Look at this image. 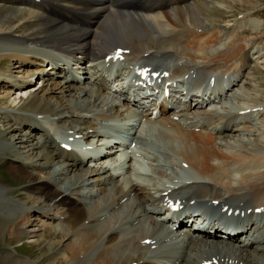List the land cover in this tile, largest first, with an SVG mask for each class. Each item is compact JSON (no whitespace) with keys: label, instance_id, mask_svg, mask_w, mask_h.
Listing matches in <instances>:
<instances>
[{"label":"bare ground","instance_id":"bare-ground-1","mask_svg":"<svg viewBox=\"0 0 264 264\" xmlns=\"http://www.w3.org/2000/svg\"><path fill=\"white\" fill-rule=\"evenodd\" d=\"M128 1L131 0H38L36 2L34 0H0L10 4V7L13 6L7 10L17 12L11 16L17 20L11 19L8 25L0 22V90L2 89L4 93L0 97V102L3 107L12 105L14 108L30 112L28 114L6 110L0 112L6 111V117L2 118L0 115L2 126L0 141L5 140L0 150H6L10 165L14 164L19 168V173L24 175L18 179L27 182L26 189L30 190L28 192L30 199L23 198L17 189L7 190L4 187L8 182L4 185L0 184V189H4L6 194L23 198L29 206L15 214L13 218L6 214L7 220L1 221L0 226L7 224L10 227L9 242L20 240L22 236L40 238L45 234L49 236L54 233L55 237H58L51 229L55 226L64 237L63 241H69L65 246L64 243L62 244L60 252L64 254H60L66 256L68 260L75 258L76 264H83L85 260H88V264H131L133 261H136V264H160L162 260L166 264L168 262L197 264L211 255H217L221 264H264V234L262 235L264 223L259 225L263 229L262 233H256L255 229L251 230L252 227H256V224L251 221L246 230L241 228L236 229L235 233L228 232V240H225L219 237L223 236L220 232L226 233V230L221 231L224 225L210 220L200 230V237H191L196 244V250L187 253L183 248L178 254L166 255V258H146L145 252L149 251L148 245L139 241L145 235H158L156 230L144 229L138 224L128 227L125 223L138 215L143 216L139 224L146 219H150L153 225L158 223L154 216L159 215L158 211L163 206L159 203L157 193L159 190L166 189V184L161 179L162 176L167 175V166L164 164L166 162L170 163L174 172L175 166H181V162H187L188 168L184 170L194 172L195 180L207 178L212 181L210 185L199 182L200 184L191 183L182 186L181 190L186 191L189 197L201 200L226 195L232 199L241 194L247 195L248 201H252L254 206L264 205V176L261 171L264 170V145L260 143L259 135L251 139L250 133L246 134L243 131L244 129L250 131L255 126L245 118L249 113L236 116L241 108L264 101L260 100L261 89L246 85L240 75L249 60L262 56L263 46H256L257 49L252 52L254 57L247 53L249 48L247 50L245 45L240 50L231 52L232 55L240 52L241 62L238 64L235 60L233 68H227L228 65H226L222 73L229 70L236 71V74L230 77L217 95H215L216 92L208 95L209 99L211 96L212 99L217 97L221 106L228 110L234 109V112L222 117L225 114H218L214 110L206 108L196 110L199 112L200 121H197L195 125L202 126L198 130L187 128L169 117L162 118L161 127L158 126L159 134L172 151L169 154L162 152L163 162L159 164L156 163V156H152V159H155L152 171L156 175H150L149 178L158 177L152 184L134 183L131 181L134 179L129 177L130 174L126 177L122 176L123 178L119 180L118 171L113 173L104 164L105 160L109 163L112 161L102 155H98L100 159L98 164L83 167L86 163L84 157L96 150L85 149L78 152L65 150L52 139L51 134L46 142L48 135L38 133L39 130L50 129L54 119L41 120L34 116L35 113H49L47 115L62 113L57 121H64L67 117L63 114L68 111L71 117L74 116L71 120H74L85 114L75 112L76 115H74L69 109L81 103L90 106L88 96L98 92L94 91L92 86L89 87L92 91L86 92L85 85L73 91L75 85L69 78L68 70L53 60L45 62L46 59L53 58L47 56L52 55L53 52L49 48L53 45L72 53L74 58L69 57L74 61L67 63L75 64L78 69L83 70L84 74L94 68L96 74L100 70L92 57L89 60L88 56L84 55L101 54L112 44L131 47V44L135 42L137 50L132 53L134 57L142 52H150L152 46L158 47V51L172 48L192 59L207 57L208 50L213 57H217L220 53L214 52L213 48L219 42L221 43L222 37L220 32L216 31L217 29L208 33V27L215 26L219 19L228 17L227 12L222 8L225 9L228 5L235 6L237 2L245 3L247 0H146L150 12L137 13V15L130 14L128 10H117L112 7V5L119 6ZM250 2L247 1V3ZM247 20L249 17L243 16L237 26ZM74 22L84 23L92 28L82 31L81 27ZM20 28L23 32L16 34ZM88 31L89 36L86 35ZM253 41L255 39L252 38L251 43ZM253 43L250 47L254 46ZM14 44L18 47H13ZM84 61H87V65L82 64ZM2 62L10 63L5 67L1 64ZM46 63L51 65L49 69H46L47 66L44 67ZM192 67L193 65H189L188 68V64L183 63L174 66L173 69L167 68L173 73H179ZM157 68L159 67H155ZM19 71H22L20 76L14 75ZM42 72L49 75V78ZM206 73L208 76L212 75V73ZM53 75L57 78L53 79ZM93 75H84V78L90 79ZM73 80H75L74 75ZM35 81L38 82V86ZM26 89H28L27 94L20 96L18 101L12 97V93H24ZM72 91L73 94L69 95ZM64 92V100L59 99L63 97ZM100 96L102 93L98 98ZM198 102L196 101L192 106L195 107ZM161 109H165L164 104ZM102 116L106 114L100 113L93 117L94 119L85 118L83 123L85 126H92L95 123L92 120ZM113 116L114 114L108 118ZM100 126L106 131L110 125L100 122ZM82 128L84 126H80L77 131ZM35 133L37 136H34ZM53 133L60 137L56 129ZM86 133L89 132L86 131ZM261 136H264V133ZM218 137L220 140H217ZM175 141L176 145H174ZM98 153L99 151L95 152V154ZM87 160L91 161L92 157H88ZM56 162L59 164L55 165ZM238 177L247 182V189L240 192L234 188L241 185L235 182ZM66 178H68V184L64 183ZM118 180L122 181L120 186H117ZM110 182L111 187H109ZM215 186H222V189ZM151 190H153L152 193ZM31 191H37L36 195L39 193V196L35 197V193ZM129 191H134L133 197H130L126 204L119 202L120 197ZM148 203H153L154 206H146ZM115 204H118L117 208H114ZM219 205L220 203L210 204L211 207ZM53 207L61 212L53 211ZM107 209L112 210L107 214L102 212ZM225 212L226 210L221 214ZM33 213L44 217L43 223L47 225L44 229L39 231L33 228V222L36 220V218L32 219L34 216L31 217ZM23 217H26V221L31 224L21 222ZM159 224L164 225L163 222ZM209 225L213 228L211 232L207 229ZM206 236L211 237L215 243L207 244ZM92 248L94 251L90 253ZM7 252L0 250V264H30L26 261L22 262L23 259L20 260ZM79 254L83 256L77 257ZM57 259L60 260L59 257H55L52 260L53 263ZM229 259L232 260L231 263H228Z\"/></svg>","mask_w":264,"mask_h":264},{"label":"rangeland","instance_id":"rangeland-1","mask_svg":"<svg viewBox=\"0 0 264 264\" xmlns=\"http://www.w3.org/2000/svg\"><path fill=\"white\" fill-rule=\"evenodd\" d=\"M247 1H251L252 4H251V2L250 3H247ZM247 1L245 3H239V2H237V4H235V6L232 5L233 7H230L232 11L230 10V8H225V9L222 8L223 11H226V9H228L227 16L229 17L231 15V17H229V19H228V17H226L225 19H219L218 22H221V24L224 25V26H221V27H226L225 24H231V26H234V24H236L238 21H240L242 19V16L243 15H246V16L248 15L250 18H254V19H255L254 16L264 17V0H247ZM11 8L12 7H10V5H7V4H5L3 2H0V20H1L0 22L1 23L5 24V25H8V23H10V20L11 19L12 20H17V19H13L11 17L12 15L17 14V12H14V11H11V10H7V9H11ZM256 9L259 10L260 12H254V10H256ZM250 13H252V14H250ZM232 15L234 17H232ZM166 17H168V15ZM224 20H226V21H224ZM248 21L249 20H247V22H244L243 23L246 26L242 25L243 27H246V29L248 27H251L252 26V24L249 23ZM215 28H217L216 31L220 32V30H219V28L217 26L214 27L213 29H215ZM208 29H209V27H208ZM240 29L241 28L234 29V28L228 27V26L226 27V29H221V32L223 34V40H222L223 43L222 44L224 46H228V47L224 48V50H230V49L236 48L237 45H241V44H244V43H245V46H247V48H249L250 45L253 42H256V40H263V44H264V37L262 36V31H260L261 29L260 30H257V32L251 31L252 29L251 30L242 29V31ZM237 30H238L237 35H234L237 32ZM22 32H23V29L20 28V29L17 30L16 34H19V33H22ZM208 33H211V31H209ZM231 33H233V34H231ZM252 38L255 39V41H253L250 44L249 40H251ZM231 39H235L234 40V43L233 44H227V43H229V41ZM236 39H238V40H236ZM253 45H255V43H253ZM241 47L238 50H240ZM263 51H264V48H263ZM209 54L211 55L212 53H209ZM259 57H261V56H259ZM262 59H264V55H263ZM8 63H10V62H2L1 64L6 67V64H8ZM253 66H255V68H253ZM221 67L222 66H219V68H221ZM261 72H264V64L261 63V62L259 64H257L254 61H252L251 65L247 63L245 69L243 70V73L245 75H247L248 77H250V80H249L250 81V84L246 80H245V82H246L245 84L246 85H252L256 89L257 88L258 89H261V91H259V92H261V94H260L261 95L260 100H262L263 99V96H264V73L262 74ZM16 74H18L17 76H20L22 74V71H19V73H14V75H16ZM43 75L44 76H47V77L49 76L46 73H43ZM256 83H258V84H256ZM35 84H37L36 86H38V82H36ZM252 86H250V88ZM26 91H28V89H26L24 93L21 92V93H18L17 94V92H16V94H15V92H14V93H12V95H13L12 97H15L16 98V101H18L20 96H23V95H26L27 94ZM91 91L92 90L89 89V92H91ZM71 94H73V91L71 93L69 92V95H71ZM3 95H4V93H3L2 89H1L0 90V97H2ZM63 96H65V94ZM59 99L64 100L63 97H59ZM88 101L90 102V100H88ZM234 102L237 103V101H234ZM253 104L255 105V103H253ZM72 105H73V102H72ZM76 111H78V110H76ZM257 119H258V124H257V127H255V128L256 129L258 128L259 132L261 131L260 134H262L264 132L263 131L264 130V115H262V114H261V116H258L257 115ZM249 121H250V124H252V125L254 124V122L252 120L249 119ZM0 128H2L1 124H0ZM245 130H249V129H245ZM34 136H37V134L35 133ZM254 138H252V139H254ZM262 141L264 142V140H262ZM2 143H3V141H0V146H1ZM2 162H3V168H2V170H3L2 171L3 172V176L6 177L7 179H10V180L12 178L13 180H15V184H23L24 183L23 186L21 187L22 188L21 190H24L25 189L27 191V193H26V191H22L24 193L23 194L24 196L23 195L22 196H23V198H29L30 199L29 194H28V192L30 190L26 189L27 188L26 187L27 182L20 181V179H18L19 177H21V176L23 177L24 176L23 173L20 174L19 173V171H20L19 168L16 167L15 165H13V164L10 165V163H7L5 161H2ZM0 175H1V173H0ZM67 182H68V179L66 178L65 181H64V183H67ZM3 183H6V182H3ZM81 191H84V190L81 189ZM31 192H33V194L35 193L34 194L35 197H38L39 196L38 195L39 193L36 195V192L37 191H31ZM19 193L22 194L20 191H19ZM6 206H9V204L6 201V199L3 197V195L0 193V213H1V210H3V207H6ZM54 210L56 212L58 211V209L56 207H53V211ZM5 214H7L8 217H10V218H13V217L16 216V215L13 214V211H11V210H9V211L6 210L5 211ZM28 215H26V217ZM0 216H2V217H0V222L3 221V220H7V217H5L4 214H0ZM26 217L25 218L23 217L21 222H23L24 224H28V223L31 224V222L26 221ZM31 217H33V216H31ZM37 217L34 216L32 219L35 220L34 218H37ZM39 217L44 218L42 215L39 216ZM42 218H40V220H35L33 222L34 223V227L33 226H31V227H33V228H35V229H37L39 231L42 230V229H44L47 225H45L43 223L44 222V219H42ZM41 221H42V223H41V226H40L39 223ZM0 228L2 230V231H0V250H5L6 249V251H8L7 253L10 252L12 255H14L15 257H17L20 260L23 259L22 262H24L25 260H27L28 263H30V264H44V263L45 264H60V263L67 264L68 261H69L68 264H76L77 263V260L75 258L74 259L72 258L73 260L72 259H69L68 260V258L66 256L62 255L64 253L60 252V251H62V247H63L62 244L64 243V246H65L66 244L69 243V241H66V242L63 241L64 240V237L60 235L61 232H56L55 230H52V231H54L56 233V235H58V237H55V234L54 233L50 234L49 236H47V234L43 233V235L45 234L44 235L45 238H43L44 236L41 237V238L33 237V238L36 239L35 240L36 243H34V241H32V237H29V238L26 237L25 238V236H23V238L21 237L22 240L20 241V244H19V242H17V240H13V241L9 242L10 239H9L8 230H9L10 227L3 225L2 227L0 226ZM4 231L7 234H4ZM49 241H50V243H49ZM1 252H3V251H1ZM21 253L22 254H26L28 257H26V255H22ZM55 253H56V256H53ZM60 253H62V254H60ZM82 256H83V254H79L77 257H80L81 258ZM55 257H59L60 260L57 259L53 263L52 260ZM263 258H264V256H263ZM82 261H84V259ZM88 263H89L88 260H85L83 262V264H88Z\"/></svg>","mask_w":264,"mask_h":264}]
</instances>
